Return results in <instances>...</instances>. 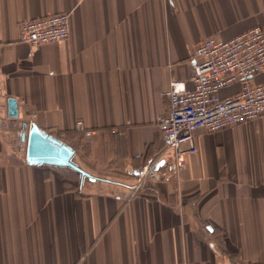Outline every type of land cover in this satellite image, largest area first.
I'll return each instance as SVG.
<instances>
[{
    "label": "crops",
    "instance_id": "0c3cea01",
    "mask_svg": "<svg viewBox=\"0 0 264 264\" xmlns=\"http://www.w3.org/2000/svg\"><path fill=\"white\" fill-rule=\"evenodd\" d=\"M59 13L67 40L17 42L19 22ZM255 26L264 0H0V264H264V117L196 130L162 199L131 195L160 162L165 93L191 87L196 45ZM32 125L88 176L29 165Z\"/></svg>",
    "mask_w": 264,
    "mask_h": 264
},
{
    "label": "built area",
    "instance_id": "2783aa9c",
    "mask_svg": "<svg viewBox=\"0 0 264 264\" xmlns=\"http://www.w3.org/2000/svg\"><path fill=\"white\" fill-rule=\"evenodd\" d=\"M68 36L67 13L17 24V42L33 48L63 42ZM3 46L0 37V50ZM190 69V88L174 80L165 93L168 111L157 122L162 150L156 162L163 161V165L140 172L131 195L152 190L162 199L166 184L178 179L185 158L196 152V130L215 133L264 117V81H256L264 71V27H252L229 40H202L194 49ZM234 85L238 86L235 94L220 96ZM75 126L83 129L82 121ZM84 134L88 137L91 132Z\"/></svg>",
    "mask_w": 264,
    "mask_h": 264
},
{
    "label": "water",
    "instance_id": "95a60500",
    "mask_svg": "<svg viewBox=\"0 0 264 264\" xmlns=\"http://www.w3.org/2000/svg\"><path fill=\"white\" fill-rule=\"evenodd\" d=\"M8 117H17L16 101L13 99L8 100ZM72 155L73 150L69 146L41 132L34 125L30 127L27 136L26 153V161L29 165L48 164L56 167H65L76 171L80 175L88 176L73 165L71 161ZM162 165L163 161H160L152 169L157 170Z\"/></svg>",
    "mask_w": 264,
    "mask_h": 264
},
{
    "label": "flooded vegetation",
    "instance_id": "af4514ba",
    "mask_svg": "<svg viewBox=\"0 0 264 264\" xmlns=\"http://www.w3.org/2000/svg\"><path fill=\"white\" fill-rule=\"evenodd\" d=\"M74 166H76L75 164H73ZM77 167V166H76ZM76 172V171H75ZM77 173V172H76ZM86 179V177H84ZM88 179V178H87Z\"/></svg>",
    "mask_w": 264,
    "mask_h": 264
}]
</instances>
